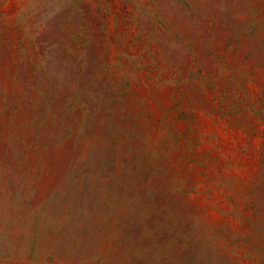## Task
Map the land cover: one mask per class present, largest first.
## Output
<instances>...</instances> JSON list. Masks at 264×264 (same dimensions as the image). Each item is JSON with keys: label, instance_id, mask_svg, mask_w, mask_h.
<instances>
[{"label": "rangeland", "instance_id": "rangeland-1", "mask_svg": "<svg viewBox=\"0 0 264 264\" xmlns=\"http://www.w3.org/2000/svg\"><path fill=\"white\" fill-rule=\"evenodd\" d=\"M0 264H264V0H0Z\"/></svg>", "mask_w": 264, "mask_h": 264}]
</instances>
